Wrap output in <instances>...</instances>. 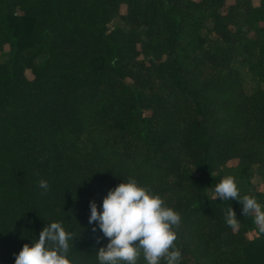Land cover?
<instances>
[{
	"label": "trees",
	"instance_id": "obj_1",
	"mask_svg": "<svg viewBox=\"0 0 264 264\" xmlns=\"http://www.w3.org/2000/svg\"><path fill=\"white\" fill-rule=\"evenodd\" d=\"M229 175L264 207V0H0V264L52 222L99 264L90 201L129 178L181 215V264H264Z\"/></svg>",
	"mask_w": 264,
	"mask_h": 264
},
{
	"label": "clouds",
	"instance_id": "obj_2",
	"mask_svg": "<svg viewBox=\"0 0 264 264\" xmlns=\"http://www.w3.org/2000/svg\"><path fill=\"white\" fill-rule=\"evenodd\" d=\"M38 186L47 193L49 182L41 179ZM213 198L236 200L242 205V215L252 216L259 232L264 233V207L254 196H240L235 177L229 175L216 184ZM89 224H98L108 239L97 251L99 264H137L143 257L145 264H181L182 251L176 246L181 215L166 206L165 200L147 187L129 178L110 189L102 202V211L90 201ZM227 226L236 229L240 221L229 207L225 213ZM93 232L96 228L93 227ZM72 233L59 222L47 224L35 243L24 244L15 256V264H73L69 258ZM99 243V240H97Z\"/></svg>",
	"mask_w": 264,
	"mask_h": 264
},
{
	"label": "rangeland",
	"instance_id": "obj_3",
	"mask_svg": "<svg viewBox=\"0 0 264 264\" xmlns=\"http://www.w3.org/2000/svg\"><path fill=\"white\" fill-rule=\"evenodd\" d=\"M119 22L117 19H114L111 24H110V27L112 26H116L118 25ZM236 67L238 68L239 72H240V77H241V81L243 82V88H245L247 91L249 90V84H248V74L246 72V68L245 66H243L241 64V62H238ZM259 176V175H258ZM255 182H261L262 180L259 179V178H255L254 180ZM264 181V180H263Z\"/></svg>",
	"mask_w": 264,
	"mask_h": 264
}]
</instances>
